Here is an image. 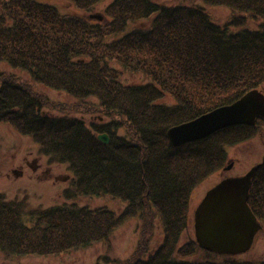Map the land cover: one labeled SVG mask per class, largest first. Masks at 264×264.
Here are the masks:
<instances>
[{"label": "trees", "instance_id": "16d2710c", "mask_svg": "<svg viewBox=\"0 0 264 264\" xmlns=\"http://www.w3.org/2000/svg\"><path fill=\"white\" fill-rule=\"evenodd\" d=\"M48 1L0 0V65L9 71H0V123L31 137L50 162L67 166L72 178L64 203L107 196L125 207L116 214L62 204L35 211L25 225L19 207L0 195V252L68 253L107 242L115 229L138 219L146 247L107 264H253L204 252L194 240L179 243L193 189L224 167L227 148L252 138L264 122L224 128L180 147L171 146L166 133L247 92H264V0H201L235 13L224 25L198 5L112 0L100 17L93 11L102 0H57L91 13L85 19ZM124 75L147 82L126 84ZM37 87L94 100L97 122L44 114ZM100 134L108 144L97 140ZM247 204L263 228L264 162ZM154 218L163 240L147 254Z\"/></svg>", "mask_w": 264, "mask_h": 264}, {"label": "rangeland", "instance_id": "374dc122", "mask_svg": "<svg viewBox=\"0 0 264 264\" xmlns=\"http://www.w3.org/2000/svg\"><path fill=\"white\" fill-rule=\"evenodd\" d=\"M112 0H102L93 13L101 17L104 8ZM157 4L169 5H198L203 7L210 15V20L217 25L226 24L235 14L223 7L205 6L201 0H151ZM55 4L59 11L65 15H76L87 18L91 13L84 14L71 4L64 1L49 0ZM92 13V14H93ZM92 16V15H91ZM97 18L91 17L95 22ZM99 20V19H98ZM101 20V19H100ZM144 25H142L143 28ZM3 65L0 71L5 73ZM23 78V74H19ZM126 84H145L147 80L140 75H124ZM39 97L43 100L44 114L54 116H67L71 119H79L86 125L97 122V106L94 100L80 102L67 95L37 87ZM264 94L262 90H258ZM44 97V98H43ZM166 104L170 100L164 101ZM264 162V123L257 124L256 132L249 140L227 148V158L224 167L210 174L193 189L189 201V224L185 233L181 236L179 245L189 240H194L193 234V210L203 198L204 194L226 177H238L245 175L251 168ZM232 164L229 171L223 170L228 164ZM72 178L66 165L52 163L39 153L38 145L29 136H23L11 130L7 125L0 123V195L7 201L15 203L23 223H29L28 216L37 210H44L62 204L87 206L90 209L105 207L116 214L120 213L125 204L113 200L107 196L81 197L64 203L62 192L68 186ZM252 183V181H251ZM141 220L133 219L121 227L115 229L107 242L95 243L83 249H77L59 255L49 256H5L0 252V264H107L109 262H121L127 260L137 249L146 247L143 245L141 232ZM152 234L147 235L148 253L156 249L163 240V233L155 218L152 221ZM148 232V231H147ZM149 236V237H148ZM146 242V241H145ZM142 243V244H141ZM203 254L198 255L202 259ZM196 259V258H195ZM235 261L264 264V227L257 234L251 250L241 256L233 257ZM111 264V263H109Z\"/></svg>", "mask_w": 264, "mask_h": 264}, {"label": "water", "instance_id": "95a60500", "mask_svg": "<svg viewBox=\"0 0 264 264\" xmlns=\"http://www.w3.org/2000/svg\"><path fill=\"white\" fill-rule=\"evenodd\" d=\"M258 118L264 121V96L252 90L230 105L170 128L166 136L171 146L180 147L231 126H254ZM97 140L108 144L105 134L98 135ZM259 166L243 176L225 178L206 192L193 213L194 239L201 250L224 256L251 250L262 227L247 205L251 181Z\"/></svg>", "mask_w": 264, "mask_h": 264}]
</instances>
